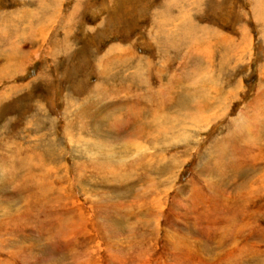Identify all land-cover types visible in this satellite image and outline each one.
Masks as SVG:
<instances>
[{"label": "rangeland", "instance_id": "1", "mask_svg": "<svg viewBox=\"0 0 264 264\" xmlns=\"http://www.w3.org/2000/svg\"><path fill=\"white\" fill-rule=\"evenodd\" d=\"M0 264H264V0H0Z\"/></svg>", "mask_w": 264, "mask_h": 264}, {"label": "bare ground", "instance_id": "2", "mask_svg": "<svg viewBox=\"0 0 264 264\" xmlns=\"http://www.w3.org/2000/svg\"><path fill=\"white\" fill-rule=\"evenodd\" d=\"M217 2V1H216ZM38 3V2H37ZM38 5H40L39 3H38ZM26 11H28V10H26ZM36 11V10H35ZM207 19V18H206Z\"/></svg>", "mask_w": 264, "mask_h": 264}]
</instances>
